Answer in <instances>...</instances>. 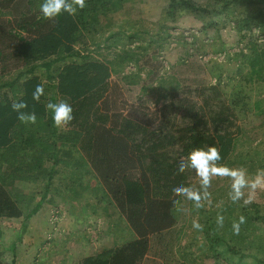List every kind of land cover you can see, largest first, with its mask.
Wrapping results in <instances>:
<instances>
[{"label": "trees", "instance_id": "16d2710c", "mask_svg": "<svg viewBox=\"0 0 264 264\" xmlns=\"http://www.w3.org/2000/svg\"><path fill=\"white\" fill-rule=\"evenodd\" d=\"M103 1L85 0V7L77 8L73 15L64 13L56 20H46L39 10L42 0H0V149L11 145L17 135L15 127L26 128L28 124L17 118L11 108L13 102L24 101L28 107L23 111L36 114L38 139L55 138L57 133L46 105L70 103L74 119L62 128L78 157L69 163L94 177V189L101 194L99 202L113 208L123 225L114 233L122 240L120 245L86 257L80 264H141L149 249V238L169 230L176 222L175 207L182 194L173 187L192 189L193 170H179L178 163L187 162L193 148L215 146L221 155L216 166L228 164L240 132L233 109L237 102L227 103L217 82L182 90L184 95L201 97V105L187 99L176 102V92L167 95L171 100L153 114L130 107L132 113L124 115L112 96L109 63L82 56L75 48L85 45L82 29L96 20L97 7L103 12H113L118 7ZM94 2H98L97 7ZM178 13L198 18L204 30L217 31L232 23L246 46V52L233 55L236 71L247 69L244 75L249 83L264 82V50L252 38V31L264 35V0H212L204 5L169 0L165 17L172 19ZM66 60L73 61L66 64ZM13 69L18 70L14 78L3 80L5 73ZM213 75L220 78V74ZM37 85L44 89L38 101L32 98ZM177 87L170 89L177 91ZM255 105L259 110L262 101L257 100ZM45 129L50 132L46 134ZM29 140L30 135L23 142ZM55 145L42 151L50 153L54 165L59 162ZM37 146H41L40 141ZM47 192L48 186L37 202H31L11 198L0 188V222L19 219V227L14 230L23 234L27 222L46 201ZM30 202L32 208L24 211ZM218 216H226L222 224H218ZM241 217L244 222L236 233L233 224ZM197 223L202 224L198 228L203 237L201 246L212 258L228 264H264V236L246 243L249 227L254 223L264 225V209L257 206L253 212H246L239 203L231 202L226 215L204 212ZM12 248L13 255L14 245Z\"/></svg>", "mask_w": 264, "mask_h": 264}, {"label": "rangeland", "instance_id": "374dc122", "mask_svg": "<svg viewBox=\"0 0 264 264\" xmlns=\"http://www.w3.org/2000/svg\"><path fill=\"white\" fill-rule=\"evenodd\" d=\"M191 1L198 5L212 2ZM107 2H110L108 5L112 8L118 5L117 9L103 12L97 7L98 2H94L97 18L82 29L85 45H76L75 48L82 56L88 55L93 60L109 63L112 96L115 106L124 115L132 113L130 107H140L144 111L147 109L148 112L143 113L153 114L171 100L167 95L176 92V102L187 99L201 105V97L195 94L184 95L182 90H195L200 86L216 85L217 82L223 89L226 102L238 103L233 108L237 117L236 126L240 128L235 149L228 164L217 167L226 171L243 170L245 186L239 188V199H232L235 195V178L231 175L210 174L208 185L203 187L201 178L194 170L191 171V191L200 196L199 201L179 196L175 207V224L169 230L149 238V249L141 264H228L212 258L203 249V237L193 224L199 222L204 212L226 215L231 210V202L239 203L246 212H253L257 206L264 209V169H261L264 165V82L249 83L244 75L247 69L240 73L236 71L237 62L232 60L233 55L241 50L246 52V46L232 23H227L216 31L214 28L204 30L201 21L191 14L178 13L172 19L166 18L165 10L169 0ZM23 10L27 12V8ZM144 19H148L147 22ZM252 38L264 50V35L252 31ZM70 61L73 60H66V64ZM75 61L80 62V59ZM17 72L18 70L13 69L5 73L3 80H11ZM213 74H220V78ZM175 85L178 86L177 91L170 89ZM257 100L262 101L259 110L255 105ZM56 128L55 138L48 136L44 139H38L37 134V137H33L36 133L34 128L30 133L28 130L24 133L22 131L23 134H19V137L31 135L32 141L36 145L40 141L41 146H37L38 150L31 147V152L24 157L19 156V150L15 149L5 154L3 161L9 163V170L13 169L10 174H14L18 167L15 166L17 157L42 158L45 155L42 151L55 143L59 151L56 158L60 162L54 167L53 185L63 190L60 193L63 196L60 197L64 198L54 194L51 200L41 204L40 207H43L40 213L31 217L35 219L33 227L44 231L37 232L42 234L43 242L34 248L28 245V239L32 238L29 223L21 234L14 230L19 227V219L0 222V264H80L85 253H95L103 245H110L113 239L105 238L106 235L118 232L123 226L116 211L99 202L101 194L94 189V177L85 174L83 168H75L69 163L71 159H77V149L70 147L67 131L62 127ZM47 129L46 134L50 132ZM47 155L50 157V153ZM15 156L16 159H13ZM50 161L53 163V158ZM23 170L28 171L29 168L25 166ZM3 171L2 168L1 172ZM20 171L15 174H20ZM5 172L7 175L8 168ZM39 190V194H42L44 187ZM78 194L83 195L79 200ZM29 196L18 199L36 202V197ZM246 200L250 203L246 204ZM31 206L32 203L28 206L25 204L24 211L31 209ZM115 224L117 225L114 226ZM59 228L62 231L57 234ZM248 230L246 243L257 242L258 236H264V225L254 223ZM226 237L230 238V235L226 233ZM47 243L54 244V253L43 252ZM13 245L15 253L21 249V255L25 254L22 261L19 259L21 255L11 254ZM31 249L39 252V255H33L30 262Z\"/></svg>", "mask_w": 264, "mask_h": 264}, {"label": "clouds", "instance_id": "9594fccd", "mask_svg": "<svg viewBox=\"0 0 264 264\" xmlns=\"http://www.w3.org/2000/svg\"><path fill=\"white\" fill-rule=\"evenodd\" d=\"M85 7V0H42L40 3V15L43 19L46 20H56L61 17L64 13L68 15H73L77 8L83 9ZM44 95V89L41 85H37L34 92L32 93L33 100H39V98ZM28 105L24 101L13 102L11 108L14 112L17 113V118L21 122L35 123L36 114L35 113H26L23 110L26 109ZM47 110L52 114V121L55 126L63 127L67 126L70 122L73 121V107L70 103L65 101H60L58 103L49 102L46 105ZM221 159L219 150L215 146H207L193 148L187 156V162L181 160L177 168L183 170L185 167H188L195 171V173L201 178L202 186L206 187L209 183L210 174H229L235 178L234 189L235 195L232 199L237 200L240 197L239 188L245 186L244 172L243 170H230L226 171L222 167H217L216 162ZM255 187V184L252 185ZM173 191L179 192L182 195L186 196L189 199L199 201L200 196L198 194H193L192 191L183 186H174ZM245 203H250L249 200H246ZM218 224H222L223 217L218 216ZM243 217L240 218L238 223L233 224L234 232H239V225L243 223ZM193 227L199 228L198 223L193 224Z\"/></svg>", "mask_w": 264, "mask_h": 264}, {"label": "crops", "instance_id": "0c3cea01", "mask_svg": "<svg viewBox=\"0 0 264 264\" xmlns=\"http://www.w3.org/2000/svg\"><path fill=\"white\" fill-rule=\"evenodd\" d=\"M148 19H144V22H147ZM36 123V122H35ZM33 123H28L26 124V128H24L21 125H18L17 127L14 128V133H16L17 135L14 136L12 143L10 146H14V147H10V146H6L3 149H0V188L4 189L8 195L11 198H23L26 195H30L29 197H36L35 200L36 202L41 198V195H43L44 190L42 191V194H39V190L42 186L44 188H46L48 186V192L45 196V200H51L54 197V194L58 195L59 198H64V197H60L63 196L62 194L60 195L61 192H63V190H59V187H54L53 185V179H54V167L55 165L52 163V161H50V157L45 153V155L42 158H35V159H22L20 157H17L18 159L15 161V166H18L15 170V172H19L20 174H10V172L13 170H9V163L3 161L5 159V154L10 151L11 149H15V150H19L20 155L19 156H25L26 153L31 152V149H37V145L35 144V141H32V137L30 135V140L27 143H24L23 140L26 137L24 136H20L19 134H23L25 131H29V133L31 132L32 128H34V130L36 129V124ZM23 131V133H21ZM36 134V133H35ZM28 137V135H27ZM35 137H37L35 135ZM32 145V146H31ZM32 147V148H31ZM38 150V149H37ZM18 153V152H17ZM12 159V158H10ZM9 159V161H10ZM13 159H16V156L13 157ZM27 162V164H26ZM60 162V161H59ZM58 162V163H59ZM66 163V162H64ZM28 167L29 170L28 171H24V167ZM4 169L3 173L1 172V169ZM6 168H8V173L6 175ZM13 173V171H12ZM22 173V174H21ZM3 175V177H2ZM83 196V195H82ZM81 195H77V199L79 200L81 197ZM28 197V196H27ZM48 203V202H47ZM43 207V205H42ZM42 207H40L39 211L35 214L38 215L42 209ZM33 216V218L35 217ZM31 218L27 223L30 224V236L33 238L28 239L30 241V243H28V245L30 246V248H34V246H38L39 244H42V234H39L37 232H44L42 229H39L37 227H33L34 221L35 219ZM4 221L7 220H3L2 223ZM20 222V220L18 221ZM62 230H60L59 228V232L57 234H59ZM101 235V234H100ZM99 235V236H100ZM55 234L53 236V238L55 239ZM105 238H112L113 240H111V243H109L110 245H103V247L96 251L95 253L93 252H87L84 254V256L81 259H84L86 257L89 256H93L96 254L101 253L103 250L105 249H111L114 247V245H120L121 244V239H119L117 237V235L115 236L114 233L112 232L111 235H106ZM119 239V240H118ZM118 241V242H117ZM53 243H47L46 248L43 250V252H48L49 254L54 253L53 250ZM56 245V244H55ZM48 247V248H47ZM22 250L19 249L17 250V252L13 253V255L16 256V254L21 255ZM36 253V254H35ZM39 252H33V250L31 249L30 251V262H31V258L33 260V257L37 255ZM25 254L23 253V255L20 256V261H22L24 259ZM34 255V256H33ZM26 258V259H27Z\"/></svg>", "mask_w": 264, "mask_h": 264}]
</instances>
